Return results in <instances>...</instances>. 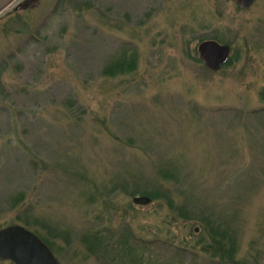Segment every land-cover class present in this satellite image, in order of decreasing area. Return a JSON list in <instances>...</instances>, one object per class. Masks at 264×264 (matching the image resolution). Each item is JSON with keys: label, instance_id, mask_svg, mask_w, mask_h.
I'll use <instances>...</instances> for the list:
<instances>
[{"label": "rangeland", "instance_id": "rangeland-1", "mask_svg": "<svg viewBox=\"0 0 264 264\" xmlns=\"http://www.w3.org/2000/svg\"><path fill=\"white\" fill-rule=\"evenodd\" d=\"M201 39L229 44L228 63L209 69ZM122 59L134 66L107 71ZM144 192L156 197L134 204ZM11 224L60 264H234L215 241L264 264V0L1 11L0 228Z\"/></svg>", "mask_w": 264, "mask_h": 264}, {"label": "water", "instance_id": "water-1", "mask_svg": "<svg viewBox=\"0 0 264 264\" xmlns=\"http://www.w3.org/2000/svg\"><path fill=\"white\" fill-rule=\"evenodd\" d=\"M14 0H0V12ZM239 7L250 6L255 0H231ZM199 58L211 70H218L230 56V45L215 39H205L198 43ZM136 205H147L150 196L134 195ZM198 230V227L195 228ZM8 260L13 264H60L51 248L34 232L20 224H11L0 228V261Z\"/></svg>", "mask_w": 264, "mask_h": 264}, {"label": "trees", "instance_id": "trees-1", "mask_svg": "<svg viewBox=\"0 0 264 264\" xmlns=\"http://www.w3.org/2000/svg\"><path fill=\"white\" fill-rule=\"evenodd\" d=\"M202 40V39H201ZM229 59L227 60L226 63H228ZM226 63H224L223 65H225ZM129 65L126 66V60L122 59V60H119V61H116L113 65H111L109 67V69H107V71L111 74H114V70H113V67H117L118 68V71L121 72V73H124L126 72L127 70L131 69L133 66H134V60L132 59L130 62H128ZM128 68V69H127ZM168 176V175H167ZM166 176V177H167ZM145 194L149 195L152 199L153 197H156L155 195L149 193V192H144ZM164 196H166V194H164ZM169 193L168 195L166 196L168 200H170V197H169ZM43 241L49 245V247L51 246V243L46 240V239H43ZM224 246V244H222ZM211 248H209L211 251H212V254L213 255H219L221 258L223 259H227V260H230L231 262H233L234 264H238L236 262V260L234 259L233 255H232V251H228L225 246H224V249H222V246L220 244L219 241H215V243H211L210 246ZM219 253V254H218ZM13 264V263H12Z\"/></svg>", "mask_w": 264, "mask_h": 264}]
</instances>
